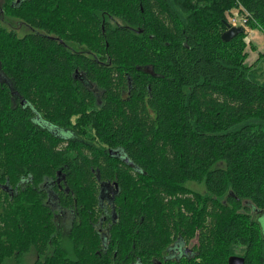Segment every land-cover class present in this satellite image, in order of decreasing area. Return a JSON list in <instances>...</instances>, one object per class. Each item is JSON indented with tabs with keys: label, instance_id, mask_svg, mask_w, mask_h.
<instances>
[{
	"label": "trees",
	"instance_id": "1",
	"mask_svg": "<svg viewBox=\"0 0 264 264\" xmlns=\"http://www.w3.org/2000/svg\"><path fill=\"white\" fill-rule=\"evenodd\" d=\"M232 10L264 33V0H3L0 264H264V81ZM177 239L194 258L166 260Z\"/></svg>",
	"mask_w": 264,
	"mask_h": 264
},
{
	"label": "flooded vegetation",
	"instance_id": "2",
	"mask_svg": "<svg viewBox=\"0 0 264 264\" xmlns=\"http://www.w3.org/2000/svg\"><path fill=\"white\" fill-rule=\"evenodd\" d=\"M2 82L5 86H7V84H8L7 79L3 80ZM9 89H11V88H9ZM2 91H3L2 95L7 92L6 88H2ZM17 102H18V97H15L12 99V103L15 105V107L20 108L21 111L26 116V114L29 111H31L30 109L32 106L30 105L29 102H27L24 99L22 101L20 100L19 104H17ZM30 114H31L30 119L33 122V125L42 134L47 133V134L54 135L55 137H57L59 139L58 142H61V143L67 144V145L72 143L71 139H73L75 137V135L72 132H66V131L59 129L58 127H56L53 124H51L50 122H48L37 111H31ZM79 147H81V146H79ZM119 157H121V155H119ZM59 175H61V173H59ZM62 179H63V176H61L58 179V185H61ZM27 185H28V181L23 179L21 182V187H25ZM1 190L3 192H5V191L11 190V189H8V187L6 185H2ZM119 190H120V188H119L117 183L107 181V180H102L99 177L100 207L103 208L104 211L100 212L102 216H101V220L98 223L97 227H98V231L102 235L103 240H107L108 226L111 223L116 222L118 219L115 208H116V196L118 195ZM47 202H48V200H47ZM65 213L67 214V215H65V216H67L66 220H68V222L70 223V221H71L70 215H72V214L70 211H66ZM197 244H198V239L193 240L189 244L186 243V241L183 239L175 240V242L172 244V246L168 249V252L166 253V256H165L166 260L170 261L172 263H180L184 260H190V259L194 258L196 255V248L195 247ZM234 256H238V255H234ZM159 264H161V263H159Z\"/></svg>",
	"mask_w": 264,
	"mask_h": 264
},
{
	"label": "rangeland",
	"instance_id": "3",
	"mask_svg": "<svg viewBox=\"0 0 264 264\" xmlns=\"http://www.w3.org/2000/svg\"><path fill=\"white\" fill-rule=\"evenodd\" d=\"M2 2H3V0H0V6H2ZM4 19H6L7 21V23L8 24H12V21L10 20V19H8V18H4ZM0 23H2V21L0 20ZM19 33L20 34H23V32H21V31H19ZM250 38L251 39H253V35L252 36H250ZM254 40V39H253ZM247 43H248V46H249V48H248V52H250L249 54V59H248V63H254L255 62V60L252 58V54H251V51H252V49H253V46H252V42H248L247 41ZM254 68H257L258 69V74H257V76H258V79L260 80V81H264V56H262V58L259 60V62L255 65V67ZM192 187L195 189V190H197L198 192H204V187L203 186H198V185H192ZM262 222V223H261ZM260 223L262 224V228L264 229V220L263 219H260ZM66 239H67V237H66ZM238 254H242V252H237ZM238 256H240V257H242L241 255H238ZM35 258H36V256H35V254H30V255H28L27 257H25L24 258V261L27 263V264H32L34 261H35ZM10 260H7L6 262H5V264L7 263V262H9Z\"/></svg>",
	"mask_w": 264,
	"mask_h": 264
},
{
	"label": "crops",
	"instance_id": "4",
	"mask_svg": "<svg viewBox=\"0 0 264 264\" xmlns=\"http://www.w3.org/2000/svg\"><path fill=\"white\" fill-rule=\"evenodd\" d=\"M252 35L254 40L250 38V36ZM247 41L252 42L253 49L251 51V54H252V58L255 60L254 63L251 64L248 63V64L256 65L259 62V60L262 58V56H264V33H262L259 30H248ZM249 53L250 52H248L247 62L250 55Z\"/></svg>",
	"mask_w": 264,
	"mask_h": 264
},
{
	"label": "water",
	"instance_id": "5",
	"mask_svg": "<svg viewBox=\"0 0 264 264\" xmlns=\"http://www.w3.org/2000/svg\"><path fill=\"white\" fill-rule=\"evenodd\" d=\"M227 26L229 30L223 35V39L226 42L231 41L234 37L244 33L245 31L243 27H231L230 25ZM229 264H245V258L240 256H231L229 258Z\"/></svg>",
	"mask_w": 264,
	"mask_h": 264
},
{
	"label": "built area",
	"instance_id": "6",
	"mask_svg": "<svg viewBox=\"0 0 264 264\" xmlns=\"http://www.w3.org/2000/svg\"><path fill=\"white\" fill-rule=\"evenodd\" d=\"M228 20L231 27H243L248 32L249 29L246 26V18L244 14H240L238 10H232L228 14Z\"/></svg>",
	"mask_w": 264,
	"mask_h": 264
}]
</instances>
